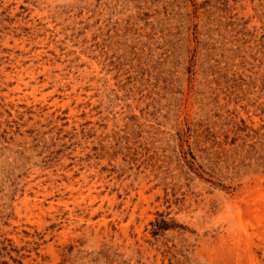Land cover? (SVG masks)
<instances>
[{
	"label": "rangeland",
	"instance_id": "obj_1",
	"mask_svg": "<svg viewBox=\"0 0 264 264\" xmlns=\"http://www.w3.org/2000/svg\"><path fill=\"white\" fill-rule=\"evenodd\" d=\"M0 264H264V0H0Z\"/></svg>",
	"mask_w": 264,
	"mask_h": 264
}]
</instances>
